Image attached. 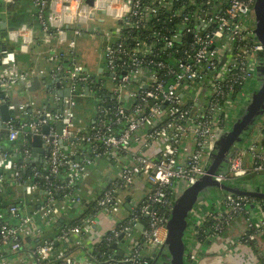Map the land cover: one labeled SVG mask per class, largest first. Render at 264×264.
Instances as JSON below:
<instances>
[{
	"label": "built area",
	"instance_id": "obj_1",
	"mask_svg": "<svg viewBox=\"0 0 264 264\" xmlns=\"http://www.w3.org/2000/svg\"><path fill=\"white\" fill-rule=\"evenodd\" d=\"M176 2L93 0L89 6L86 0H30L35 24L7 29L11 48L0 47V105L6 104L11 114L3 122L7 133L0 127V194L7 186L16 190L12 203L0 210V264L19 251L35 264H76L72 253L83 246V239L91 242L85 247L87 264H147L142 248L165 242L169 213L161 210L170 206V195L179 194L203 173L219 130L229 122L231 108L263 54V45L253 35L256 0H183L175 6ZM162 11L169 13L161 21L166 26L146 27ZM97 23L105 32L96 28ZM98 35L99 72L80 63L77 52L79 42ZM20 53L29 54L27 62L18 60ZM45 55L54 61L50 69L33 63ZM34 77L40 82L33 91L42 96L40 103H12L11 88L27 90ZM65 88L69 95L56 94ZM94 95L98 102L92 106L90 122L78 124L75 98ZM57 122L62 124L60 134ZM252 128V139L236 149L226 170L213 176L216 181L229 183L264 173V112ZM27 135L41 139L40 162L34 160ZM81 143L93 157L84 155ZM101 157L114 161L117 173L91 196L88 191L74 192ZM62 170L64 179L59 176ZM138 180L151 186L145 198L133 204L118 227L94 237L100 219L130 203L129 192ZM41 187L43 201L26 212L23 202ZM63 190L68 191L57 200L55 193ZM88 200L97 211L82 215ZM211 203L194 223V234L207 222V238L212 240L240 215L246 217V229L238 244L252 243L264 230V199L222 192ZM72 204L79 207L75 224L63 226L50 240L31 243L68 215ZM251 204L258 220L249 216ZM144 215L146 224L138 239H132L134 224ZM120 235L132 240L129 252L118 258L110 254L101 262L93 259L90 253L96 244L111 245Z\"/></svg>",
	"mask_w": 264,
	"mask_h": 264
},
{
	"label": "water",
	"instance_id": "obj_2",
	"mask_svg": "<svg viewBox=\"0 0 264 264\" xmlns=\"http://www.w3.org/2000/svg\"><path fill=\"white\" fill-rule=\"evenodd\" d=\"M2 2V0H0ZM89 6H92L93 0H86ZM255 19L253 27L254 38L257 39L263 45V55L261 62L257 63L255 67V74L258 76V85H256L253 92L246 95L242 102V113L237 116L232 124L231 128L221 132L215 141L212 150L207 156L206 163L204 166L203 173L199 176L195 183L187 186L179 194L176 195L171 210L167 219V236L165 242L160 245L161 248L152 246L150 250L152 253L150 256L141 255L147 264H187V251L190 244V216L192 215L193 209L196 204L204 201V197L212 189H217L226 194L235 195H247L255 199H264V183L250 181H235L229 183H220L213 177L215 174L221 171L222 166L227 164L231 159L236 149L240 146L243 135H245L257 122L264 112V0H256L255 6ZM93 16V14H90ZM14 28L9 27L6 21L0 22V34L6 36L7 29ZM18 60L27 62L29 54L20 53L17 56ZM257 84V83H256ZM58 86V84H56ZM40 82L37 77H34L30 85L27 87L28 92H33L38 89ZM88 91L86 88L85 92ZM56 94L60 97L63 95H69V89L58 90ZM11 111L7 110L6 104L0 105V127L2 132L7 133V130L3 128V122L8 120ZM62 124L61 122L56 123L57 133L60 134ZM48 127H43V132H47ZM28 142L32 145L33 156L36 162H40L38 155L43 153L44 147L41 139L38 135L30 137L26 136ZM62 144V141H60ZM65 149V146L63 147ZM232 149V150H231ZM77 160V158H76ZM128 207V204L126 205ZM250 217L253 218L252 212L257 208L251 204ZM259 214V213H258ZM260 217V215L258 216ZM147 215L143 216L140 224L136 225L141 229V225H145ZM63 223L61 219L58 223ZM194 234V232H193ZM125 242L123 235H120L117 240L110 245L109 252L117 248L118 243ZM159 248V249H158ZM124 252H119L118 255L114 254L113 257H122Z\"/></svg>",
	"mask_w": 264,
	"mask_h": 264
},
{
	"label": "crops",
	"instance_id": "obj_3",
	"mask_svg": "<svg viewBox=\"0 0 264 264\" xmlns=\"http://www.w3.org/2000/svg\"><path fill=\"white\" fill-rule=\"evenodd\" d=\"M4 4H9L5 3ZM6 11L0 13V22L6 21ZM3 16V17H2ZM8 25V24H7ZM4 39H6L4 37ZM87 40L84 42H80V44H83L82 46L85 47ZM5 44L0 43V47H4ZM77 51L80 52V46L78 45ZM42 54V52H41ZM44 55V53H43ZM81 57V55H80ZM99 57V54H98ZM40 60L41 63L37 62ZM35 61V62H34ZM37 62V63H36ZM33 63L39 67H44L46 69H50L51 66L54 64V61L51 59H48L45 56L39 57L38 59L35 58L33 60ZM85 66L90 68L89 65L82 62ZM101 60L100 58L97 60H93L91 63V69L93 71H100ZM25 64V63H24ZM28 66V63L25 64V67ZM86 88L83 89V92H85ZM24 91V89L21 86H15L11 88V93L16 92L17 95L21 94ZM27 92V90H25ZM29 93V92H28ZM46 94V93H45ZM47 96V94H46ZM26 100L25 102H22L20 104H24L28 102ZM81 113V111H80ZM76 114V112H75ZM80 118H76L77 123L80 125H86L90 122V117L88 115L81 114L79 116ZM39 159L41 160V154L38 155ZM77 158V157H76ZM75 158V159H76ZM78 160V158H77ZM118 167L114 161H108L105 160H97L94 162L93 166L90 167L88 175L85 179H83L82 182L79 183V188H81V191L83 195H87L86 191H88V196H91L94 192L100 191L103 189V187L107 184L110 178H112L117 173ZM264 175V173H261ZM254 175L253 179L256 182H260V180H257L255 176L260 174H249ZM248 175V176H249ZM247 177V176H246ZM148 192V184H146L143 180H138L135 182L134 186L131 188L129 192V199L130 203H128L129 208H122L120 211L116 214L104 217L100 219V222H97L94 226L93 230V236L101 235L102 233L109 232L112 228L116 227L118 224L124 222L127 217L130 215L131 209L133 204L141 202L146 194ZM215 194L216 196H220L222 194L221 191H218ZM212 199L210 203H206L205 200L199 202L195 205L192 215L190 216V229L193 231V226L196 221H199L200 215L211 207L212 205ZM79 213V207L78 205H74V207L68 212V218L69 219H76ZM253 218L255 220H258L260 217H258V213L256 210L252 212ZM250 216V214H249ZM143 217L134 224L133 230H132V239H137L140 236V232L142 228L145 225H141V229L138 227L136 228V225L140 224ZM146 221V220H145ZM246 229V217L243 215H240L236 217L232 222L224 229V231L217 236L216 238L209 240L208 238L200 241L197 238L196 234H193L191 232L190 236V244L188 247V251L186 254L187 259L189 258V261L187 264H264V230L259 231L258 234L255 237V240L252 243L248 244H238L239 237ZM131 241L132 240H125L123 243H118L117 248L113 249L110 253L112 256L114 254L118 255L119 252L123 251L124 254L129 252V249L131 247ZM91 242H87L85 239H83V246H81L79 249L73 250V257L76 260V264H87L84 260V254H85V247H90ZM110 250V249H109ZM152 253V250L150 248L146 249L145 247L141 250V255H148L150 256ZM116 258H118L116 256ZM143 259V258H142ZM5 260L7 264H35L32 257L27 254L24 251H19L17 253H10L5 256Z\"/></svg>",
	"mask_w": 264,
	"mask_h": 264
},
{
	"label": "trees",
	"instance_id": "obj_4",
	"mask_svg": "<svg viewBox=\"0 0 264 264\" xmlns=\"http://www.w3.org/2000/svg\"><path fill=\"white\" fill-rule=\"evenodd\" d=\"M181 1H183V0H179V2H176L175 6H177ZM29 7H30V0H13V2H11L7 5L4 4L3 2H0V13L3 12L4 10L7 12L6 13L7 24L10 27H18L19 25H21L24 22H28L30 24H35L33 17L30 15V13L33 12V9H31ZM168 15H169V13H167L166 11H162L161 14L157 18L151 19L150 22L146 24V27L151 26V24H157V25H159V27H161L163 29L166 25H165V23H162L161 21L167 19ZM175 22H176V20H175ZM173 23H174V21H173ZM170 24H169V26H170ZM133 32H134V34H136L137 31L135 30ZM4 47L5 48H11L10 44L8 42L5 44ZM103 75L105 77L107 76L106 74H103ZM96 99H97V95H94L93 97L82 98V99L75 98V100H76V105H75L76 118H80L79 116H81V114H83V116L88 115V117L92 116L93 115L92 106L94 104H96V102H98ZM100 99H102V98H100ZM81 101H83V102H81ZM108 103H109L108 100L103 102V104H105V105ZM80 111H81V113H80ZM79 146L82 149L84 155H86L88 157H93V154L90 152V149L88 148L87 144L81 143ZM65 152H68V151L65 150ZM105 159H106V157H101V158H97L95 161L105 160ZM108 161H110V160H108ZM37 167L40 170L42 169L41 165H39V164ZM63 172L64 171L62 170L61 173L59 174L60 178H62V179H64ZM27 173H29V171H27ZM148 187H151L150 184H148ZM15 190L16 189L12 190V186H7L4 189V191L0 194V210L5 211L6 207L10 203H12L11 197H12V193ZM67 191L68 190H63V191L55 193V198L57 200L63 199L64 195L67 193ZM74 192H77V193H80L83 195L81 188H79V186L75 187ZM172 197L173 196H171V195L169 197L170 206L163 208L161 210L165 215L170 213V208L173 204ZM43 198H44V190H43V187H41L39 189V191L34 195L33 198L27 199L23 202V205H25V211L31 212V211L35 210L38 207V205L40 204V202L43 201ZM86 205H87V209L82 212V215H93L96 213L97 209L94 205L93 200H88L86 202ZM73 207H74V204H72L71 209ZM21 209L22 208H20V210ZM76 222H77V219H69L68 215H66L63 218V223L58 225V222H57V223L53 224L51 226V228L44 229L42 236L38 239H32L31 243L35 244V243L39 242L40 239L41 240H48V239L50 240L57 235V233L59 232V230L63 226L73 225ZM116 227H118V225ZM209 227H210V223L205 222V224L198 230L197 238L200 241L207 239L206 230L209 229ZM109 248H110V245H108L105 241H102L101 243L96 244L94 246V250L90 254L93 256L94 260L101 262V261L105 260L106 258H108V256L110 255ZM188 261H189V258L187 259V262Z\"/></svg>",
	"mask_w": 264,
	"mask_h": 264
},
{
	"label": "rangeland",
	"instance_id": "obj_5",
	"mask_svg": "<svg viewBox=\"0 0 264 264\" xmlns=\"http://www.w3.org/2000/svg\"><path fill=\"white\" fill-rule=\"evenodd\" d=\"M113 23L114 24H113V27H112V33H115L116 27H117V23L116 22H113ZM253 25H254V20H252V26ZM95 26H96V28H98L101 31L105 32V29H103V26H102L101 23H97V24H95ZM100 42H101L100 41V35H98L96 37V39L88 38L87 42H86L87 45L85 47H83L82 46L83 44H80V42H79L80 52L77 51L78 55H79V60L78 61L80 63L84 62L85 64L89 65V67H90L89 69L91 71H93L91 69V66H90L92 61L99 59L98 54L100 55V50H99ZM0 43H2V44H6L7 43V39H4V36H2L1 34H0ZM80 55H81V57H80ZM262 55L263 54H261L260 56L262 57ZM261 57L257 58L255 67H256L257 63L259 62V60H260V62L262 61ZM37 62L41 63L40 60H38ZM257 80H258V76L254 73V76L252 77L251 82L246 84L243 87L242 92L237 96V100L235 101V103L232 106L231 111H230L229 122L225 125L224 129L219 130V134L221 132H224V131L228 130L229 128H231L232 124L234 123L235 118L242 113V109H243L242 108V102H243L244 98L246 97V95L251 93L255 89ZM41 97L42 96L39 95L37 92L28 93V92H26L24 90L19 95H17L16 92L11 93V97H10L11 100L10 101L12 103H14V104H19V103L25 102L28 99H30V100L34 99V100H36L35 103H40ZM78 98L82 99L81 97H78ZM81 102H83V101H81ZM253 134L254 133H253V128H252L245 135H243L242 140L240 142V145H244L245 143H248L252 139L251 137L253 136ZM226 168H227V164H224L222 166L221 171H225ZM253 177H254V175H249L247 177L239 179L238 181H240V180H242V181H250L251 179H253ZM255 177H256L257 180H260L261 183H264V175L263 174L257 175ZM176 183H179V182H176ZM184 185H185V183H184ZM216 192H217V189H212L208 194H206V196L204 197L205 198L204 199L205 202L206 203H208V202L210 203L211 199L213 200V198H215V194L214 193H216ZM175 197H176V195H173V197H172L173 201H174ZM159 248H161V246H159Z\"/></svg>",
	"mask_w": 264,
	"mask_h": 264
},
{
	"label": "flooded vegetation",
	"instance_id": "obj_6",
	"mask_svg": "<svg viewBox=\"0 0 264 264\" xmlns=\"http://www.w3.org/2000/svg\"><path fill=\"white\" fill-rule=\"evenodd\" d=\"M259 79V78H258ZM257 84L256 85H258V82H256ZM256 87V86H255ZM253 92V91H252ZM232 150V149H231Z\"/></svg>",
	"mask_w": 264,
	"mask_h": 264
}]
</instances>
